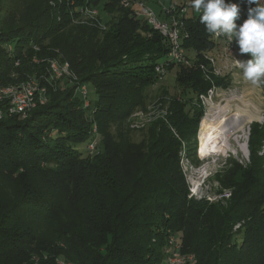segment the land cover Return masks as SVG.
<instances>
[{"label": "trees", "instance_id": "1", "mask_svg": "<svg viewBox=\"0 0 264 264\" xmlns=\"http://www.w3.org/2000/svg\"><path fill=\"white\" fill-rule=\"evenodd\" d=\"M225 3L239 7L237 27L257 6ZM175 6L171 17L188 7L181 47L187 61L197 54L193 67L172 62L166 38L122 0H0V87L36 80L48 94L25 118L0 119V264H166L173 235L197 264H264V126H251L249 164L219 179L233 192L227 205L190 197L183 155L198 166L190 157L203 117L196 97L212 88L205 56L218 44L202 10ZM91 10L97 16L83 20ZM52 60L91 87L89 106L77 83L52 79ZM176 65L179 95L134 142L128 119L145 107L160 70Z\"/></svg>", "mask_w": 264, "mask_h": 264}, {"label": "rangeland", "instance_id": "2", "mask_svg": "<svg viewBox=\"0 0 264 264\" xmlns=\"http://www.w3.org/2000/svg\"><path fill=\"white\" fill-rule=\"evenodd\" d=\"M177 2L190 4L192 0H135V4L131 8L135 9L137 17L145 20L144 16L137 15V11L141 9V6H147L154 11L156 16L165 19L166 9L170 7L177 8V6H174ZM87 13L88 15L86 14L83 20H87L88 16L96 17L98 12L97 10H91ZM100 13L104 22H108L110 17H112L107 12L102 11V9H100ZM181 14L182 11L180 10L178 12V20L180 30L183 32ZM215 38L218 44L216 51L213 54L205 56L208 63L207 67L212 73V75H207H211L212 77L208 78L204 76V79L212 81L211 90H213V94L210 97L209 90L207 94L196 97L203 110V117L196 138V149L194 150L195 152H192L194 156L190 157H196L195 159L199 160V164L194 167L191 164L192 159L186 157L189 153H185L183 155V167L188 179L190 194L194 199L209 200L211 202L221 201L222 204L227 205L232 198L233 192L230 189H225L220 184L219 179L232 165L247 166L250 162L248 143L251 126L253 124L264 126V84L256 86L243 78L241 70L236 65V60L239 61L240 59L243 61V59L235 41H233L234 50H228L226 45L228 39L226 37L215 36ZM187 54L189 59L185 63H189L185 65L193 67L197 54L193 52ZM233 63H235V66H233ZM160 72L162 76L157 83L146 89L145 107L128 119L126 124V128L130 130L131 139L136 143L141 142L147 137L151 123L167 116L171 99L180 93L176 84L178 65L169 71L163 69ZM62 79L67 80L66 77ZM216 80L219 84H217ZM87 86L90 92V100H93V91L89 85ZM196 100L194 101L195 103L190 104V107L198 104ZM211 110L214 111L213 113H216L219 121L228 113V115L241 114L248 116V122L238 128L231 140L228 141L227 148H223L216 154H204L201 151L199 131L203 119ZM220 116H223V118ZM112 130L114 134L117 132L116 127H113ZM86 156L88 155L84 154V157ZM225 193H230L231 196L227 199L222 198L221 196ZM237 238L239 239L240 237Z\"/></svg>", "mask_w": 264, "mask_h": 264}, {"label": "built area", "instance_id": "3", "mask_svg": "<svg viewBox=\"0 0 264 264\" xmlns=\"http://www.w3.org/2000/svg\"><path fill=\"white\" fill-rule=\"evenodd\" d=\"M135 4V0H122V5L124 7H131ZM175 6V5H174ZM176 8L170 7L166 9L165 19H161L155 15L152 9L147 6H141V9L137 11V15L144 16L151 25V27L160 32V34L166 38L170 45L169 59L178 64L180 62H186L185 51L181 47V35L179 20L177 16H172L170 11ZM182 14L187 11V8L181 9ZM170 14V16H168ZM181 14V15H182ZM228 50H234L233 41L226 42ZM239 61H241L239 59ZM235 63H233V66ZM49 69L52 79H62L67 78L74 80L77 83V91L82 96L86 106H89L90 92L87 85L79 84L78 77L72 72L70 65L67 62H60L58 60H52L49 62ZM157 70H160L159 68ZM210 97L213 94V90L209 92ZM48 101L47 87L43 86L40 82L36 80L25 82L19 86H9L0 87V119L3 116L10 115H20L25 118L28 113L44 104ZM98 128L96 125L93 126L91 130L92 140L88 145V150L91 154L97 152L98 145ZM230 193H225L221 197L229 198ZM190 197H193L190 194ZM239 228V226L237 227ZM166 264H197V259L195 255L184 254L182 252V246L180 241L176 236H171L166 241L165 247ZM59 264H70L65 262H58Z\"/></svg>", "mask_w": 264, "mask_h": 264}, {"label": "clouds", "instance_id": "4", "mask_svg": "<svg viewBox=\"0 0 264 264\" xmlns=\"http://www.w3.org/2000/svg\"><path fill=\"white\" fill-rule=\"evenodd\" d=\"M248 3L257 6L249 9L247 20L237 27L234 21L240 9L236 4H226L225 0H192L193 8L202 10L200 23L209 34L235 41L241 54H251L248 60H236V65L246 81L259 86L264 84V5L258 0Z\"/></svg>", "mask_w": 264, "mask_h": 264}, {"label": "bare ground", "instance_id": "5", "mask_svg": "<svg viewBox=\"0 0 264 264\" xmlns=\"http://www.w3.org/2000/svg\"><path fill=\"white\" fill-rule=\"evenodd\" d=\"M213 112L211 110L203 119L199 131L201 151L204 154H216L223 148H227L228 141L231 140L238 128L248 122V116L228 115L227 112L224 118L220 116L223 119L219 121L218 116Z\"/></svg>", "mask_w": 264, "mask_h": 264}]
</instances>
